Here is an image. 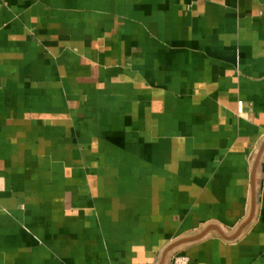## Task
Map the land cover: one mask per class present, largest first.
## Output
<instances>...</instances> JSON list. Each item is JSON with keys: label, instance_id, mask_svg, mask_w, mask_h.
<instances>
[{"label": "crops", "instance_id": "0c3cea01", "mask_svg": "<svg viewBox=\"0 0 264 264\" xmlns=\"http://www.w3.org/2000/svg\"><path fill=\"white\" fill-rule=\"evenodd\" d=\"M263 145L264 0H0V264H264Z\"/></svg>", "mask_w": 264, "mask_h": 264}, {"label": "built area", "instance_id": "2783aa9c", "mask_svg": "<svg viewBox=\"0 0 264 264\" xmlns=\"http://www.w3.org/2000/svg\"><path fill=\"white\" fill-rule=\"evenodd\" d=\"M242 102L239 103V113L242 114ZM189 259L188 257L184 256V255H176L175 257H173L172 259V263L171 264H188Z\"/></svg>", "mask_w": 264, "mask_h": 264}, {"label": "water", "instance_id": "95a60500", "mask_svg": "<svg viewBox=\"0 0 264 264\" xmlns=\"http://www.w3.org/2000/svg\"><path fill=\"white\" fill-rule=\"evenodd\" d=\"M263 149H264V145H263ZM263 149H262V150H263ZM200 237H202V236H200ZM200 237H199V238H200ZM175 246H176V245H175ZM175 246H174V247H175ZM168 251H169V250H168Z\"/></svg>", "mask_w": 264, "mask_h": 264}]
</instances>
